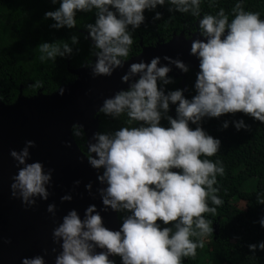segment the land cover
Returning a JSON list of instances; mask_svg holds the SVG:
<instances>
[{"label":"clouds","instance_id":"clouds-1","mask_svg":"<svg viewBox=\"0 0 264 264\" xmlns=\"http://www.w3.org/2000/svg\"><path fill=\"white\" fill-rule=\"evenodd\" d=\"M204 0H50L58 7L44 13L51 20L50 29L77 27V13H92L94 21L83 25L90 41V56L82 67L90 69L93 79L109 77L123 66L133 44L132 32L145 20V10L152 20L161 19L157 6L169 5V13H187L197 18L198 38L192 39L189 55L198 61L193 83L194 95L186 98L187 88L166 90L175 83L168 75L172 68L185 74L189 66L180 59L154 56L147 63L140 60L128 65L120 77L126 89L105 98L98 112L117 119L126 117L123 126L113 131H96L86 140L83 159L96 172V196L101 208L89 204L81 216L70 209L51 232L53 245H59L54 264H182L193 257L212 234V217L224 202L217 194V177L224 175L220 160H210L220 148V140L201 127L205 118L242 113L264 124V20L258 12L247 11L244 0H235L229 14L219 8L215 14H201ZM217 0H207L215 7ZM81 36L73 32L68 40L38 44L39 60L55 62L71 57ZM166 63H161V60ZM37 80L30 87L39 89ZM63 88L58 90L63 95ZM174 106L175 118L170 116ZM165 121L167 126L161 124ZM236 131L248 130L243 119L231 121ZM195 125L190 128L189 125ZM229 120L220 127L227 129ZM73 138L85 136L83 125L70 126ZM70 145L66 144L65 147ZM24 142L19 150H10L16 174L11 177L10 197L22 206L32 207L36 200L50 195L53 170L40 161L30 160ZM177 169L179 171H172ZM79 180L73 182L78 186ZM92 195V183L84 186ZM95 198V197H93ZM65 194L60 202H70ZM256 203L264 205V193L256 194ZM212 206H209V205ZM119 213L118 230L106 228L101 212ZM45 211L55 216V205ZM159 221L160 223H157ZM264 229V216L258 220ZM162 225H170L164 226ZM5 243H8L6 240ZM251 253L264 250V241L249 244ZM100 251H97V250ZM47 253H45L46 255ZM20 264H45L43 255L22 257Z\"/></svg>","mask_w":264,"mask_h":264},{"label":"trees","instance_id":"trees-1","mask_svg":"<svg viewBox=\"0 0 264 264\" xmlns=\"http://www.w3.org/2000/svg\"><path fill=\"white\" fill-rule=\"evenodd\" d=\"M235 0H217L215 7H210L207 0L201 4V14H215L224 8L229 14ZM50 0H0V102L14 106L21 99H35L45 95L52 97L60 88L73 85L77 76L71 71L94 58L90 56V41L83 37L86 23H92V13H77V27L72 30H53L48 27L51 20H45L44 13L52 11ZM165 4L157 6L161 19L152 20L153 12L145 10L144 23L132 32L133 44L125 62L138 56L143 48L155 47L169 43L174 38L196 39L197 18L189 14L169 13ZM247 11L258 12L264 20V0H244ZM76 32L81 39L69 58H57L55 62L39 60L38 44L41 42L68 40ZM189 72L181 75H169L175 83L166 86V90L177 88L187 91L186 98L194 95L193 83L198 67L189 63ZM84 69V68H83ZM85 70V69H84ZM87 70V69H86ZM37 80L42 82L39 89L30 87ZM170 116L175 118L174 106L170 105ZM126 117L117 119L105 116L98 111L94 115L96 131H113L123 126ZM243 119L248 130L236 131L231 121ZM224 120H229L227 129H221ZM161 124L167 126L165 121ZM194 128L195 125H189ZM202 129L213 138L220 140V148L210 160H220L224 166V175L217 177L220 191L217 193L223 204L217 208V215L212 217V234L205 238L203 248L196 249L193 257L182 258V264H264V250L249 252L248 245L264 241V229L258 220L264 216V205L256 203V194L264 193V124L254 121L242 114H225L218 118H205ZM71 136V134H70ZM77 150L84 156L86 153L85 136L73 138ZM172 171H179L172 169ZM243 203L242 208L238 203ZM209 206H212L211 204ZM119 213L114 212L116 230L119 229ZM157 223H160L157 221ZM170 226V225H162ZM115 264H120L117 256H112Z\"/></svg>","mask_w":264,"mask_h":264},{"label":"water","instance_id":"water-1","mask_svg":"<svg viewBox=\"0 0 264 264\" xmlns=\"http://www.w3.org/2000/svg\"><path fill=\"white\" fill-rule=\"evenodd\" d=\"M192 39L174 38L156 48L143 49L140 55L115 69L109 77L93 79L90 69H77L73 71L77 76L75 83L64 87L63 95L21 99L14 106L0 102V264H20L22 257L35 255H43L45 264H54L56 253H52L51 249L55 247L57 253L60 249L58 244L53 245L51 232L60 218L70 209H76L82 216L89 204H94L98 211L102 206L96 196L99 187L96 172L77 150L70 136L71 124L83 125L86 145V140L96 132L94 115L103 100L126 89L127 85L120 82V77L131 63L140 60L147 63L154 56H168L198 67L196 58L189 55ZM161 63L166 62L162 59ZM172 70L174 76H183L174 67ZM27 140L35 144L29 149L31 158L27 162L40 161L45 168L53 170L48 199H37L28 208L22 206L19 199L11 198L9 191L11 177L17 171L9 151H19ZM66 144L70 146L65 147ZM76 180L80 183L73 187ZM89 182L92 183L91 196L84 188ZM65 194H70L72 199L61 203L60 197ZM49 203L55 205V216L45 211ZM100 214L104 226L116 230L114 212L108 210ZM6 240L8 243H5Z\"/></svg>","mask_w":264,"mask_h":264},{"label":"flooded vegetation","instance_id":"flooded-vegetation-1","mask_svg":"<svg viewBox=\"0 0 264 264\" xmlns=\"http://www.w3.org/2000/svg\"><path fill=\"white\" fill-rule=\"evenodd\" d=\"M158 46V45H157ZM150 48H156V46L155 47H150ZM143 49H147V48H143ZM142 49V50H143ZM142 52V51H141ZM141 54V53H140ZM139 54V55H140ZM80 69H83V68H80ZM84 70V69H83ZM86 70V69H85ZM88 70V69H87ZM75 71V70H74ZM71 73L73 74V71H71ZM75 75V74H74ZM168 75H175V72L172 70L170 73H168ZM177 75H180V74H177Z\"/></svg>","mask_w":264,"mask_h":264},{"label":"rangeland","instance_id":"rangeland-1","mask_svg":"<svg viewBox=\"0 0 264 264\" xmlns=\"http://www.w3.org/2000/svg\"><path fill=\"white\" fill-rule=\"evenodd\" d=\"M238 206L242 208V206H243V203H241V202H240V203H238Z\"/></svg>","mask_w":264,"mask_h":264}]
</instances>
